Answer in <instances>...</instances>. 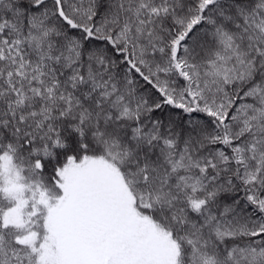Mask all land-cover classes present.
<instances>
[{
    "label": "snow or ice",
    "instance_id": "snow-or-ice-1",
    "mask_svg": "<svg viewBox=\"0 0 264 264\" xmlns=\"http://www.w3.org/2000/svg\"><path fill=\"white\" fill-rule=\"evenodd\" d=\"M0 264H264V0H0Z\"/></svg>",
    "mask_w": 264,
    "mask_h": 264
}]
</instances>
